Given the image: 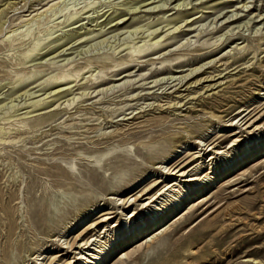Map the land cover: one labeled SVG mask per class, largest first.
<instances>
[{"label": "rangeland", "instance_id": "rangeland-1", "mask_svg": "<svg viewBox=\"0 0 264 264\" xmlns=\"http://www.w3.org/2000/svg\"><path fill=\"white\" fill-rule=\"evenodd\" d=\"M177 167L204 181L144 216ZM131 214L157 227L108 243ZM93 239L95 264H264V0H0V264Z\"/></svg>", "mask_w": 264, "mask_h": 264}, {"label": "bare ground", "instance_id": "bare-ground-1", "mask_svg": "<svg viewBox=\"0 0 264 264\" xmlns=\"http://www.w3.org/2000/svg\"><path fill=\"white\" fill-rule=\"evenodd\" d=\"M218 1H215V4L217 3ZM214 4V5H215ZM138 8V7H137ZM234 18V17H233ZM239 19V18H238ZM234 21V20H233ZM27 25V24H26ZM199 71V70H197ZM115 72V71H114ZM195 73V72H194ZM193 73V74H194ZM199 73V72H197ZM192 74V73H190ZM199 74H197L198 76ZM191 76H194V75H191ZM195 76V77H197ZM186 77V76H185ZM189 77V76H188ZM65 77H63L64 79ZM66 79V78H65ZM64 79V80H65ZM123 79V78H122ZM186 79V78H185ZM194 79V78H193ZM63 81V80H62ZM181 81V80H180ZM68 82V81H66ZM182 82V81H181ZM53 84V83H52ZM59 84V83H58ZM68 89V88H67ZM63 90H66V89H63ZM60 91H62V89L60 88H57V90H55V93H61ZM67 91V90H66ZM260 95V93H259ZM74 102V101H73ZM40 103V102H39ZM43 104V103H42ZM36 111V110H35ZM52 111V110H51ZM36 115V114H35ZM246 117V116H245ZM243 121V119H242ZM260 139L261 136H256V139ZM252 140V139H251ZM235 142V141H234ZM237 142V141H236ZM183 144L179 145L177 148H175L176 150V153H178V150H182L183 147H182ZM184 146V145H183ZM234 150H237L238 148H242V146H236L235 143L231 146L230 149H233ZM253 150H254V147L251 145L250 148L248 149V153L250 152V156L253 155ZM220 153L223 154V152H217L216 155H219ZM214 154L210 155V157H212ZM200 158V156L198 157ZM214 158H211V160H213ZM238 166V165H237ZM235 167V166H234ZM184 168H180V170L178 169V167L175 169V170H179V171H176V174L174 175L176 178L173 182V184L171 186L167 185V187H164L162 190H160L158 193L150 196L149 198H146L143 203H142V209H143V214L144 216H152L153 213L151 211H153L155 213V211H159L160 210V206L162 205V203L165 201V199L167 198H171L173 196V193L177 192L176 188L177 187H181V185H185V187H187V190L189 191L192 190V193H193V190L196 188V187H199L197 184H202V182L204 181V178H201V177H198L199 175L197 174H190L189 173L191 172H186L185 170H183ZM233 169V168H232ZM180 179V180H179ZM185 179L184 182H182L181 180ZM183 183V184H182ZM173 189V190H172ZM152 191L148 192L147 194H145L146 197H148L150 194H151ZM178 193V192H177ZM144 197V196H143ZM173 198V197H172ZM174 211V210H173ZM149 213V214H147ZM106 215V214H105ZM137 215L135 214H131L130 216H126L127 218L125 219L126 222L128 221V224L125 223L124 225H117L116 226H113V229H115L116 231L114 233L115 236L114 237H111L110 238V241L108 240V243H115L117 244V241L119 240H122L123 237H126L128 235H130V240L133 238H137V237H140V236H143L144 234H147L149 232H151L154 228L157 227L156 223H158L159 220L157 221H154L152 222V224L150 223H145L144 224H140V225H137V222L133 223L134 221V218H136ZM108 216H105L104 220L102 223H105L106 225L109 224V221L111 218H107ZM135 225V227H134ZM160 225V224H159ZM119 227H122L123 230H120L119 231ZM144 227V228H142ZM112 229V230H113ZM111 234V233H110ZM114 239V240H113ZM119 239V240H117ZM98 239H93L91 242V244H89V242H86L85 244H80L78 246V248L81 250L79 251V253H76V258H75V261L71 264H95L96 260H97V256L98 254L101 253V248H103V244L105 243H102V245H100L99 247L98 244H95V242H98L97 241ZM134 241V240H133ZM100 243V241H99ZM131 243V242H130ZM95 244V245H94ZM122 242L119 243L117 246H115V250H118L121 246H122ZM106 245V244H105ZM87 246V248H86ZM86 248V249H83V248ZM91 247H93L92 249H90ZM107 247V246H106ZM83 250V251H82ZM87 250V251H85ZM114 250V251H115ZM196 254V253H194ZM99 257V256H98ZM102 262V261H101ZM104 263V260L102 263L100 264H103ZM99 264V263H98Z\"/></svg>", "mask_w": 264, "mask_h": 264}]
</instances>
